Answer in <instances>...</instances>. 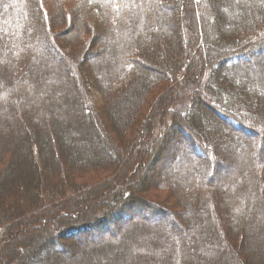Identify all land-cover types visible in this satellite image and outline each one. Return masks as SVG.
<instances>
[{
    "label": "trees",
    "instance_id": "trees-1",
    "mask_svg": "<svg viewBox=\"0 0 264 264\" xmlns=\"http://www.w3.org/2000/svg\"><path fill=\"white\" fill-rule=\"evenodd\" d=\"M51 2L0 0V264H264V0Z\"/></svg>",
    "mask_w": 264,
    "mask_h": 264
},
{
    "label": "rangeland",
    "instance_id": "rangeland-1",
    "mask_svg": "<svg viewBox=\"0 0 264 264\" xmlns=\"http://www.w3.org/2000/svg\"><path fill=\"white\" fill-rule=\"evenodd\" d=\"M66 6H69V8H70V5H69V3L67 4L65 1L66 0H61ZM50 3H52L51 2V0H46V6H48V7H50L49 5H50ZM70 10V9H69ZM263 56H264V53H263ZM59 60V59H58ZM97 97H98V99H99V96L97 95ZM97 103V102H96ZM239 133V132H238ZM237 134V133H236ZM235 134V135H236ZM248 140H250V141H252V140H254L255 141V139H257V136L256 135H250V136H247L246 137ZM247 139H246V141H247ZM96 140H97V137H96ZM234 140H236V138H234ZM241 141V143L239 144V145H242V151L243 152H240V155L238 156V158H228V160H226L227 162H229V163H231V164H234V165H237V161H240L241 163H242V165L243 164H246L247 163V149H246V145L243 143L244 141H242V140H240ZM239 141V142H240ZM231 144L232 143H226V145H224L225 146V150H226V148H229L230 146H231ZM234 144H236V143H234ZM169 150V148L167 149V147L166 148H163L161 151H159L158 152V154L156 155V157H155V159L154 160H162L163 159V161L161 162V165L159 166V167H161V166H164L163 167V169H162V172H161V175H166V174H168V172L170 171V169L174 166L173 164H174V162H175V160L177 159V157H178V155H176V152H175V154L172 156V153H171V151L170 152H167ZM190 151V150H189ZM105 152L107 153V154H109V151L106 149L105 150ZM249 152V151H248ZM171 154V155H170ZM170 155V156H169ZM166 156V157H165ZM167 156H169V157H167ZM263 157H264V155H263ZM172 158H174L173 160H172ZM179 160V159H178ZM205 160H207V161H205ZM197 161H199V163H201V162H206L207 163V165H208V167H209V169H211V167H213V164H211L212 162H211V160H210V157L209 158H205L204 156H202L201 158H200V160H197ZM179 162V161H178ZM234 165H232V167H229V166H226V167H223V168H218L217 170H216V172L218 173V176H224V175H227V174H229L230 172H232V170H233V166ZM194 168L196 169V168H200L198 165L196 166L195 164H193L190 168H189V170H187L186 172L189 174V175H194ZM142 168L141 167H138L137 168V171L139 172V174H143V171L141 170ZM172 171L173 172H171V176L172 177H174V176H177V175H181L182 173H186V172H184L183 170H182V168H179V167H174L173 169H172ZM86 174H88V175H86L85 176V179L84 180H81L80 182H84V181H86V179H88V177H89V175L90 174H101L100 172L99 173H86ZM107 174H105L104 176H106ZM78 180V179H77ZM147 181V180H146ZM145 180L143 181V179H139L138 178V180H136V182H138V184H139V182L140 183H142V182H146ZM151 181V180H150ZM148 182H149V179H148ZM148 196H149V198L150 199H153L154 201H156V202H160V203H162V204H164V205H167V206H169V205H171V203L173 202V200H175V198L168 192V191H165V190H161V189H155V190H153V191H149L148 193H146ZM171 200H172V202H171ZM177 200V199H176ZM98 201H100L99 199H98ZM97 201V203H100V202H98ZM178 201V200H177ZM90 205V204H89ZM87 206V207H91V206ZM143 213H146V212H143ZM139 216H141V215H139ZM138 216V217H139ZM158 217V216H157ZM140 218V217H139ZM163 218H165V217H159V219H162L163 220ZM141 219V218H140ZM166 219V218H165ZM143 220H147V221H151L152 219H151V217H149V216H147V215H143ZM153 220H158V219H156V218H153ZM167 221H168V219H167ZM130 222H131V220H127V219H125V220H123L122 221V224L124 225V226H126V225H128V224H130ZM21 229L22 230H24V231H28L29 230V228H28V226L27 227H24V228H22L21 227ZM106 231H103V229H102V231L98 234V236H96L94 239H92V240H89V237L87 236V237H85V240H84V243L85 242H96L97 240L98 241H101V240H103V238H104V236L106 235V233H105ZM83 234V233H82ZM86 234H84L83 236H85ZM81 236V235H80ZM81 239L79 238V239H76V238H74V237H72L71 236V241H72V243H71V245H69V246H75V248H77L78 249V251H80V250H83V249H81V246L79 245V243H81L82 241H80ZM88 240V241H87ZM72 244H75V245H72ZM88 244V243H87ZM83 247V246H82ZM67 248H68V246H67ZM30 249H32V247L30 248ZM70 250H72V248L70 249ZM39 252H41V255H42V250H40ZM50 252V251H49ZM70 253H71V251H70ZM70 253L69 254H66V253H61V252H59V253H57V254H53V255H61V256H68V255H70ZM20 261V260H19ZM29 261V260H28ZM33 263V262H32ZM50 263V261L49 260H46V262H43V264H49ZM33 264H35V263H33ZM126 264V263H125Z\"/></svg>",
    "mask_w": 264,
    "mask_h": 264
}]
</instances>
